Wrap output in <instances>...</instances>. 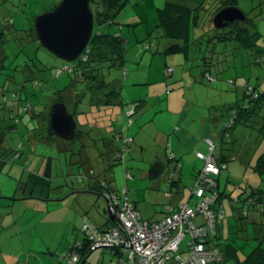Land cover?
<instances>
[{"label": "rangeland", "instance_id": "1", "mask_svg": "<svg viewBox=\"0 0 264 264\" xmlns=\"http://www.w3.org/2000/svg\"><path fill=\"white\" fill-rule=\"evenodd\" d=\"M59 2L60 0H6L0 5V18L5 16L13 22L15 28L23 29L28 25L30 27L34 18L44 13V7ZM127 3L117 17L122 25V35L125 40V64L122 70L105 69L104 74L107 81H115L121 85L120 95L125 105L121 117L129 116L124 118L126 123L121 124V121L114 119L115 110L111 114L113 119L108 120L111 122L115 120L113 121L115 126H118L120 131H124L121 134L122 139L126 137L125 130L128 131L132 127L133 148L127 153L124 161L130 177L125 179L123 164L114 161L113 158L105 159L103 170H99L98 163L91 162L89 165L98 168L101 177H105L115 193L118 194L126 189V197L137 205L138 211L144 218L157 219L164 211L163 205L167 199L165 195L171 192V171L167 167L160 177L150 180L147 176L150 165L158 160L166 162V153L173 155L172 151H174L181 161V185L186 188L184 195L186 193L187 196L192 186L191 175L194 171L191 163L192 160H196L195 153L198 147L202 146V141L205 142L202 134L203 121L207 120L206 136L216 141L223 126L227 124L221 116L222 110H226V107L243 96L242 90L245 84L255 83L253 74L264 72V53L260 55L257 50L242 51L243 53H236L231 58L229 62L233 61L229 68L209 67L211 75L209 82L201 76V63L195 54L190 55L189 60H185L183 55H163L168 41L161 37V31L155 26L156 9L163 7L165 0H128ZM209 3L211 4V0ZM237 7L248 18H253V23L261 35L257 42L260 45L264 38V0H238ZM136 16H139L141 21L136 26L124 19H136ZM16 43L9 40L4 44L6 69L0 73V90L3 89L9 99L11 92L19 91L18 95L22 98L18 101L20 109L28 103L36 112L47 113L51 106L50 96L55 90L63 88L61 86L68 82V76L62 74L53 79L55 68L62 66L60 60L46 50L35 47L19 53ZM256 57L260 58L259 65L255 64ZM26 63L31 65L35 63L41 71H36L33 67L28 72V69L23 67ZM46 67L51 69L42 71ZM168 69L172 70L170 75L167 73ZM230 79L235 81V87L228 86L227 82ZM25 80L29 81L25 82ZM258 85L264 88V77ZM68 98L65 103L67 109L71 111L74 95L72 98V94H69ZM138 101L145 103L142 102L144 105L133 114V106ZM2 102L0 97V132L10 124L8 118L12 113L9 109H5ZM28 119V115H23L14 133H8L7 128L4 131L5 148L16 150L23 144L21 149L24 153L15 160L8 157L5 167L0 172V264L62 263L60 254L68 246L65 242H72L70 235L73 232L70 231L71 228H68L69 232L66 228L69 221L74 226L75 237L77 239L82 237L80 231L84 225L83 216H87V225H101L103 223L101 218L106 216L105 202L102 197L89 190L87 180L77 181L76 174L79 167L77 163H72L79 161L80 157L66 151L58 152V147L63 149L62 143L65 141L61 139L50 142L39 141L32 146L25 142L23 134L25 126L29 123ZM111 122L107 121L103 125V131H100L102 136L95 131L88 133L85 137L89 139L86 142L88 145L84 150L85 153L89 154L90 150H101V142L98 139L110 136L104 131L105 126ZM136 123L143 129L136 128ZM174 127L179 129V132L174 136L175 140L172 141L171 146L168 140L174 135L172 132ZM155 130H158V135L155 134ZM228 131L230 136L226 134L223 139L224 145L216 142L214 151V156L217 158L219 153L229 158L235 157L234 160L228 158L226 167L222 165L220 176L216 177L219 182L217 198L218 191L225 195L221 200L224 218L219 221V232L222 240L235 239L239 247H244L246 254L256 245V242L251 240L253 229L256 227L236 218L241 215V208L239 210L236 206L232 207V204L235 205L232 202L239 196L243 197L245 188L259 187L264 191V181L252 168L257 157L264 150V138L259 134L257 126L252 123L249 126L238 123L233 130ZM76 145L74 148L77 149ZM69 146L71 145H68V148ZM74 153L76 154L77 151ZM203 154L208 152L203 150ZM48 160L51 169L50 183L53 188L50 198L53 201L39 203L32 199L23 200L22 188L28 180L29 173L44 171ZM173 178L175 179L176 176L174 175ZM245 195L247 196V193ZM14 196L19 199L13 201ZM195 201L196 199L192 198L189 206L193 207ZM38 206H41V210L37 208ZM253 215L259 216L258 221L264 225V215L258 212ZM96 217L98 222L95 223ZM241 227H245V232L236 233ZM187 243L188 236L180 245L179 255L183 261L188 258ZM221 258L223 259V255ZM117 261L118 257L112 256L106 249L93 252L89 258L90 264L96 262L110 264ZM219 264H233V262L222 261Z\"/></svg>", "mask_w": 264, "mask_h": 264}, {"label": "trees", "instance_id": "2", "mask_svg": "<svg viewBox=\"0 0 264 264\" xmlns=\"http://www.w3.org/2000/svg\"><path fill=\"white\" fill-rule=\"evenodd\" d=\"M182 1L183 0H166L163 7L156 9L157 23L155 28L159 29L161 31V37L168 41L164 47L163 55H183L185 60H189L190 55L195 54L196 58L199 59L201 63V76L210 82L211 75L208 70L209 67L214 66L221 69L229 68L231 67L233 61L229 62L231 58H233L236 53H243L242 51L248 52L257 50V53L260 55L264 53V38L262 39L260 45H258L257 42L261 35L253 23V18H248L247 15H245L247 18L246 24L235 22L230 27L222 30H215L212 26L213 16L223 8L233 6L237 7L238 0H211V4L209 3V0H200L193 6H189L187 3ZM5 2L6 0H0V5ZM127 2L128 0H90V8L91 3H93V9L91 10L93 12L94 20L91 40L84 53L76 61L72 63H64L61 61L62 66L55 68L53 79L61 76L62 74H66L68 76V82L61 86L63 87L62 89L55 90V92H53L50 96L51 106L54 103H62L67 109L65 101L69 100V94H72V98L74 95L70 106L71 111L67 109V112L75 121H77L76 136L72 141L63 140L66 143H62L63 149L58 147V152L66 151L71 153V155H77L80 157L79 161H74L72 163H77L79 167L76 174L77 181L83 182L84 180H87L89 183V190H91L98 197L103 198L105 202V220L104 218H101L103 220L101 225H88V230L93 229L96 231L95 233L101 236L107 231L118 226L117 221L115 219L111 220L109 217L110 205L107 195H110L111 197L117 195L120 198H123L121 194L123 190L118 194L112 191L111 187H109V182L105 179V177H101L99 174V171L97 170L98 168L95 165L94 167H91L92 165H89V163L92 162L93 164H96L98 163L97 160L101 159L105 164V159L110 158H113L114 161H120L122 156L125 161V157L130 151L133 143L132 137L127 136L122 139L121 133L115 132V123H113L115 120H112V122L108 120L113 119L111 114H113L116 110L114 113V119H116V121H120L121 113L125 111V105L120 95L121 85H118L115 81H107L104 74L105 69L122 70L125 64V40L122 35V25L118 22L117 17L122 9L128 4ZM56 4L57 3H53L44 7L43 12L52 10ZM30 23L31 20L29 24ZM9 40L17 42L16 45L19 49V53H24V50L30 47L43 49L37 40L33 24H31L30 27L28 25L26 28L17 29L14 27L13 22H10L9 18L6 19L5 16H2L0 18V73L6 69L4 64L6 59L4 44ZM231 47L233 50L232 53ZM255 60V64L259 65L260 58L256 57ZM23 67L28 69V72L33 67L36 71H41L36 67L35 63H33V65L26 63ZM45 69L49 70L51 68L46 67L42 71H45ZM170 73H172V70ZM170 73H168V75H170ZM27 81L29 80H25V82ZM119 82L120 81H118V83ZM227 84L231 88L235 87V81L233 79H230ZM245 87H247V85H245L242 90L243 96L240 99H237L233 105L226 107V110H224L225 112L223 111L226 115L224 122L228 123L230 121L231 125V118L233 120L230 129L223 126V129L216 138V141L206 138L213 142L215 146L214 151L216 149V142L224 145L223 139L226 134H229L230 136V131L228 130H233L238 123H241L242 126H249L253 122L254 125H257L259 134L264 138V114L261 113L264 91L257 98L253 99L249 96L246 97ZM18 92L19 91H17V93L11 92V99H9L5 95L6 92L3 89L0 90V97L3 100L2 103L5 109H9V112H12L9 114L8 118L11 121L10 124L5 126L3 131L0 132V172L5 167L8 157L15 160V158H20L24 153L21 149L23 144H21L16 150L7 149L4 146L6 140V134L4 133L5 128H7L8 133H14L17 130V125L22 120L23 115L26 114L29 117V123L25 126L26 128L23 137L25 142H27L30 146L39 141L50 142L60 139L56 136L48 134L47 132V121L50 109L47 113L44 111L36 112V110H33L28 103H26L25 107L20 109L18 101L22 100V98L19 97L20 95H18ZM142 102L144 101L135 102V105L133 106V114L140 109ZM233 112L235 114H232ZM128 117L129 116H126V118ZM253 118H255L256 122L252 120ZM107 121L111 123L108 124V126H105L104 132L107 134L106 127L111 126L112 135L110 134L108 137L99 138L98 141L100 140L101 146L104 145L105 147L107 146L108 149L111 148V151L103 152V155L101 154L102 150H90L89 154L85 153L84 150L87 149L86 146L88 145L86 142L89 140L85 139V137H87L88 133L92 131H95V133L101 134L99 136H102L100 131H103V125ZM126 139H129L130 142L126 145L128 152L124 154L123 148L125 143L123 141ZM75 143H77V145ZM68 145L71 146L68 148ZM74 145L78 146V148H74ZM75 151H77L76 154L74 153ZM203 155L207 156L208 154ZM214 158L219 165L220 174L222 170L221 165L226 167L225 163L228 162L229 157L226 158V155H221L218 158L214 156ZM229 159L234 160L235 157H230ZM48 161L49 162L46 165V168L41 173H29L28 180L22 188V191H24L22 192V198H24L23 200L32 199L43 203L53 201L50 198V193L53 188L50 183V160ZM71 161L73 160L71 159ZM167 167L171 171L170 184L171 186L175 185L176 178L174 179L173 177L174 175L177 176L176 173L180 168V163L168 153H166V162L156 161L150 165L147 172L148 178L150 180L157 179L162 175ZM252 168L253 171L261 177L262 181H264V150L257 157L255 165ZM198 171L192 178V186L189 188L191 193ZM219 174L214 178L216 179ZM243 190V197L239 196L236 200L235 206L237 209L239 208V210L241 208V215L236 216V218H239L238 220H245L247 224H252L256 227V229H253L254 233L251 239L256 242V245L247 251L243 259H240L238 258V252L241 248L243 249V247H239L235 242V239L229 240V238H226L222 240L219 232V221L224 218L221 200L225 195L224 193L218 191L219 197L210 208H212L214 212L220 211L222 213V218L215 225L214 234L211 232L206 238H204V246L211 249L212 252L216 250L219 254V258L223 255V259L221 258L207 264H219L222 261H232L234 264H264V225L259 222L258 219L249 220V212L252 209H255L256 212L264 215V191H262L259 187H248ZM246 193L247 196L245 195ZM166 197H171V194H166ZM18 199L19 198H16L15 196L12 198L13 201ZM56 201L59 202L58 200ZM129 201L133 204L131 200ZM197 201L198 198H196V203L193 207L197 205ZM238 204H240V206H238ZM133 206L135 210L138 211L134 204ZM180 206L181 205L177 208ZM167 207L172 208V206L168 204L163 207L166 215L168 213L166 209ZM199 216L203 218L202 215H197L196 217ZM258 217L259 216H257V218ZM83 221L84 225H87V216H83ZM196 224L204 225L205 221L202 219L201 223ZM237 232L238 234L245 232V227L238 228L236 233ZM81 234L82 237H78V239L75 237L73 242L62 250V253L60 254L62 263L59 262L57 264H90L89 258L91 254L97 250L104 249L108 250L112 256L118 257L117 262H112L110 264H128L125 262L126 254L123 253V250L119 247L101 248L92 251L90 249L91 243L87 241V236H85L82 232ZM179 253L180 247L177 252L178 257L180 258ZM75 256L78 260L70 263L69 261ZM95 264L99 263L96 262ZM170 264L181 263L173 259Z\"/></svg>", "mask_w": 264, "mask_h": 264}, {"label": "built area", "instance_id": "3", "mask_svg": "<svg viewBox=\"0 0 264 264\" xmlns=\"http://www.w3.org/2000/svg\"><path fill=\"white\" fill-rule=\"evenodd\" d=\"M168 73L171 69L167 70ZM210 80V78L207 76ZM245 95L250 98H257L264 88L245 87ZM232 114H235L234 112ZM230 121L225 125L230 129ZM125 143L123 153L128 152ZM209 153L204 156L196 153V157L203 161V166L195 178L192 187V194L198 198L195 207H189L187 204L174 209L167 207V215L159 222H149L143 220L133 204L126 197V190L123 189L122 196H108L109 211L115 217L118 223L104 235H98L96 231L88 230V225H84L81 232L87 236V241L91 243L90 249L95 251L101 248L119 247L126 254L125 262L128 264H170L174 259L181 264H207L219 260V254L204 246L205 239L209 233L214 234L215 225L222 218L220 211L214 212L210 208L217 200L218 184L214 178L219 174V165L214 156V144L210 139L205 140ZM120 162L123 164L125 179L130 177L128 170L124 166V157ZM222 167V165H221ZM197 215H202L205 224H196L193 220ZM94 231V232H93ZM188 236L187 252L188 258L182 261L177 252L183 241ZM77 257H73L69 262H76ZM124 262V263H125Z\"/></svg>", "mask_w": 264, "mask_h": 264}, {"label": "water", "instance_id": "4", "mask_svg": "<svg viewBox=\"0 0 264 264\" xmlns=\"http://www.w3.org/2000/svg\"><path fill=\"white\" fill-rule=\"evenodd\" d=\"M93 12L90 0H60L56 6L33 20V28L40 46L64 63L76 61L85 51L92 37ZM247 23L245 14L236 6L218 11L212 18L215 30L233 23ZM77 125L62 103L50 107L47 132L65 141L76 136ZM109 217L114 216L109 211Z\"/></svg>", "mask_w": 264, "mask_h": 264}, {"label": "crops", "instance_id": "5", "mask_svg": "<svg viewBox=\"0 0 264 264\" xmlns=\"http://www.w3.org/2000/svg\"><path fill=\"white\" fill-rule=\"evenodd\" d=\"M166 1V0H165ZM200 0H186V1H182V2H185V3H187L188 5L189 4H192V5H189V6H193V5H195V4H197V2H199ZM124 19H127L128 20V22H130L129 24H131V25H133V26H136L137 24H140L141 23V21H139L140 19H139V16H136V19L134 18H124ZM123 31V30H122ZM253 76H254V84L253 85H250V83L248 84H245V85H247V86H249V87H252V88H255V87H260V85H258V83H259V81H261V79L264 77V72H256L255 74H253ZM257 84V85H256ZM261 88V87H260ZM239 99V98H238ZM237 101V100H236ZM234 104V103H233ZM232 104V105H233ZM142 105H144V104H142ZM166 108H167V106H166ZM225 112V111H224ZM224 112H223V110H222V112H221V116H222V118H225V114H224ZM261 113L262 114H264V100H263V105H262V109H261ZM124 118H126V116H124ZM124 118H120V121H122L121 122V124H123V123H126L125 121H124ZM81 119V118H80ZM253 121H255L256 122V120H255V118H253L252 119ZM251 120V121H252ZM79 121H81V120H79ZM206 119L203 121V131H202V134H203V137H205V140H206V138H211V137H207L206 136V134H207V130H206ZM251 123V122H250ZM137 124V127L136 128H139L140 130H142L143 128L142 127H140L139 125H138V123H136ZM252 124H254L253 122H252ZM256 125V124H255ZM108 126V125H107ZM122 126V125H121ZM257 126V125H256ZM114 127V126H113ZM169 128H171V127H169ZM187 128H188V126H187ZM115 132L116 133H123L124 131L122 130V131H120V128L118 127V126H115ZM122 129H123V126H122ZM131 130H132V127L127 131V130H125V133H126V137L127 136H130V137H133L132 136V134H131ZM172 130V129H171ZM106 131H107V134H111L112 135V127L111 126H109V127H106ZM172 132H173V136H171L170 137V139L168 140V142L170 143V145L172 146V141L173 140H175L174 139V136H176L177 135V133L179 132V129H176V127H174L173 128V130H172ZM138 133V132H137ZM155 134H159L158 133V130H155ZM167 134L169 135L170 134V132H169V129L167 130ZM202 146H200V147H198L199 149H198V151H196L197 153H202L203 154V150H206L207 152H209L208 151V149H207V144H206V142H203L202 141ZM167 144V143H166ZM205 145V146H204ZM102 148H101V150H102V155L104 154L103 152H107V151H111V148L110 149H108L107 148V146L105 147L104 145L103 146H101ZM133 147L131 146V148H130V150L132 149ZM171 149H172V147H170ZM173 150V149H172ZM172 153H173V155L172 156H174V158L177 160V161H179L180 159L179 158H177L176 157V155H175V152L174 151H172ZM219 155H220V153H219ZM218 155V157H220L221 155H223L222 153H221V155L219 156ZM225 156V155H224ZM217 158V157H216ZM226 158H227V156H226ZM195 159L196 160H192L193 162L191 163L192 164V168L194 169V171H193V174L191 175V177L193 178V176H194V174L198 171V170H200V168L202 167V161L200 160V159H197L196 157H195ZM97 162H98V164H99V170H103V168H104V162L101 160V159H99V160H97ZM156 162V161H155ZM158 162H161L160 160H158ZM179 163H180V168H179V170L177 171V176H176V179H175V181H176V183H175V185H172L171 186V184H170V186H171V192H168L167 194H171V197H167V199L165 200V204L163 205V206H165V205H168V204H170L171 206H172V208H174V209H176L179 205H183V204H187V205H189L190 204V202L192 201V198H195L194 197V195H192V193H191V191H189L188 193V195L186 196V193H185V195H184V191L186 192V188L185 187H182V185H181V172H182V170H181V168H182V165H181V161H179ZM98 170V169H97ZM219 176H220V174H219ZM218 176V177H219ZM192 180V179H191ZM217 183H218V186H219V182H218V180H217ZM190 190V189H189ZM166 196V195H165ZM196 199V198H195ZM237 200V199H236ZM236 200L234 201V202H232V203H234V204H236ZM33 201H36V200H33ZM132 201V200H131ZM37 202H39V203H43V202H41V201H37ZM133 202V201H132ZM195 203H196V201H195ZM194 203V204H195ZM133 204L135 205V207L137 208V205L133 202ZM40 205V204H39ZM232 207H235V205H233L232 204ZM38 209H40L41 210V206H38L37 207ZM47 209V208H46ZM138 209V208H137ZM253 213H256V210L255 209H252L251 211H250V214H249V220H257L258 218L257 217H255V215H253ZM140 214H141V212H140ZM165 215H166V213H165V211H163L162 212V214H161V216L159 217V218H157V219H155V218H144L143 216H142V214H141V217H142V219L143 220H146V221H149V222H159L160 220H162L164 217H165ZM195 220V222L196 223H201L202 222V217L200 218V217H196V218H194ZM96 222H98V217H96L95 218V223ZM66 228H67V230H68V232H69V229L68 228H71L70 229V231L71 232H73V233H71V235H70V237H71V241L73 242V240L75 239V235H76V233H74L75 232V230L73 229L74 228V226H73V224L69 221V223H68V225L66 226ZM67 233V232H66ZM65 237H66V234H65ZM69 240H70V238H69ZM71 242V243H72ZM71 243H68L67 241L65 242V244H67V245H70ZM241 247H243V246H241ZM244 251H245V249H244V247H243V249L241 248L240 249V251L238 252V258H241V259H243L244 257H245V253H244ZM239 255H242V257L241 256H239ZM234 264V263H233Z\"/></svg>", "mask_w": 264, "mask_h": 264}, {"label": "bare ground", "instance_id": "6", "mask_svg": "<svg viewBox=\"0 0 264 264\" xmlns=\"http://www.w3.org/2000/svg\"><path fill=\"white\" fill-rule=\"evenodd\" d=\"M84 53V52H83Z\"/></svg>", "mask_w": 264, "mask_h": 264}]
</instances>
